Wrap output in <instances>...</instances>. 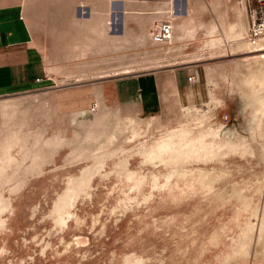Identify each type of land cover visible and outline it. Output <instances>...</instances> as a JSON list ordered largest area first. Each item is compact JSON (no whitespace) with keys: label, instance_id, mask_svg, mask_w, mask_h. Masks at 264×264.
Listing matches in <instances>:
<instances>
[{"label":"rangeland","instance_id":"374dc122","mask_svg":"<svg viewBox=\"0 0 264 264\" xmlns=\"http://www.w3.org/2000/svg\"><path fill=\"white\" fill-rule=\"evenodd\" d=\"M12 5L57 84L0 95V264H264V39L243 1ZM144 73L185 83L153 113L98 89L62 105Z\"/></svg>","mask_w":264,"mask_h":264},{"label":"crops","instance_id":"0c3cea01","mask_svg":"<svg viewBox=\"0 0 264 264\" xmlns=\"http://www.w3.org/2000/svg\"><path fill=\"white\" fill-rule=\"evenodd\" d=\"M55 78L35 47L31 28L25 22L23 12H18V8L13 5L0 7V95L28 88H47L53 82L57 84ZM166 81L175 89L172 94L185 83V79H179L176 73L115 77L100 83L61 90L67 93L62 105L69 109L91 106L97 100L98 89L100 100L108 104L119 106L132 103L142 113H153L160 106Z\"/></svg>","mask_w":264,"mask_h":264},{"label":"built area","instance_id":"2783aa9c","mask_svg":"<svg viewBox=\"0 0 264 264\" xmlns=\"http://www.w3.org/2000/svg\"><path fill=\"white\" fill-rule=\"evenodd\" d=\"M248 15V42L252 46L258 45L264 39V0H242ZM157 38L169 44L173 38V28L170 24L157 26ZM189 80H192L189 77Z\"/></svg>","mask_w":264,"mask_h":264}]
</instances>
